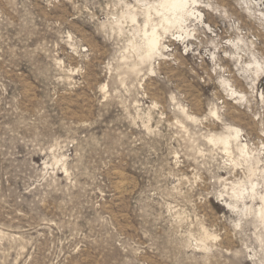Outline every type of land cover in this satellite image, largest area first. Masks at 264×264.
<instances>
[{
	"label": "rangeland",
	"instance_id": "rangeland-1",
	"mask_svg": "<svg viewBox=\"0 0 264 264\" xmlns=\"http://www.w3.org/2000/svg\"><path fill=\"white\" fill-rule=\"evenodd\" d=\"M159 1L0 0V264H264V0Z\"/></svg>",
	"mask_w": 264,
	"mask_h": 264
},
{
	"label": "bare ground",
	"instance_id": "bare-ground-1",
	"mask_svg": "<svg viewBox=\"0 0 264 264\" xmlns=\"http://www.w3.org/2000/svg\"><path fill=\"white\" fill-rule=\"evenodd\" d=\"M200 6H201L200 0H160L157 5L153 6V8L155 9V12L157 14H161V21H163L164 24L166 25L179 24L181 27H183L184 22L188 19V17H190V15H194L196 13H198L197 16L202 15V12L199 10ZM131 19L135 20L136 15L132 14ZM147 19L148 21L151 19L150 11L148 12ZM166 25H164L165 30L167 28ZM184 31L189 32L187 31V29ZM160 36L161 35L156 28H152L150 32L145 30V50H144V54L141 57L142 59L151 58L154 54L160 52L161 49ZM240 133H241L240 128L232 127L227 135H222L217 137L213 136L212 140L214 142H218V143L220 142L221 144H223L226 150H229L231 148L233 149V146H236V148H238L239 151L247 154V150H246L248 146L247 143L246 144L239 143L238 141L240 140L239 139ZM228 206L232 208L233 205L231 203H228Z\"/></svg>",
	"mask_w": 264,
	"mask_h": 264
}]
</instances>
